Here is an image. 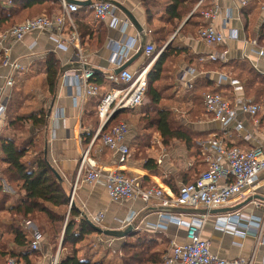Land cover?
I'll use <instances>...</instances> for the list:
<instances>
[{
	"label": "crops",
	"instance_id": "1",
	"mask_svg": "<svg viewBox=\"0 0 264 264\" xmlns=\"http://www.w3.org/2000/svg\"><path fill=\"white\" fill-rule=\"evenodd\" d=\"M82 1L93 2L95 0ZM112 1L121 4L133 14L137 22L143 28V35L144 32H146L144 35L146 41L145 46L151 45L155 50L157 44L155 37L158 36L159 33H151L150 30H152V27H147L146 25L143 0ZM261 1L262 0H249L246 7H239L234 0H216V3L222 10V14L214 20H205L207 25H212L215 29L221 31L225 35H228L230 32H236L237 35L235 39H226L225 42L219 46L207 45L199 40L197 37V31L191 32L188 28L187 30H182L181 27L183 23L193 11L196 4H194L190 12L182 19V21H174V25L166 24L165 20L161 21V13L159 11H154L155 13L153 14L154 17L152 18V22H157L155 26H159L158 28H164L165 31V41L162 42L160 48L157 50L163 49L174 39L177 45H183L187 50V53L184 52L182 55L180 54L175 58L172 82V84H174L173 86L169 85L170 88L163 92V96L165 97L164 101L171 102L170 95L173 96V99H175L177 95H180V97L187 99V101L189 100V102H191L192 99H197L202 106V116H198V119L189 126L195 131L206 133L205 138H200L196 142L199 147V152L195 155L188 156L183 144L179 147L178 143L174 144L176 140L171 142L168 146L164 145V148L161 147V154H149V157L155 160L154 163L157 166L158 173H151L145 169L143 158H139L138 156L135 158L132 156L136 135L135 124L138 119V115L133 111L128 110L122 112L117 118V121H127L125 117H127V119L131 117V120H133V122L130 120L126 122L129 131L125 143L130 149L127 162L123 164L119 163L118 152L105 148L101 144L99 137L94 139V133L100 126L99 119L97 120L96 127L93 128L94 130L90 140L85 143L88 138L87 135L89 134V131H91V126L87 124L88 116L85 114L86 107L90 103V97L82 102L79 99H75V88L66 86L63 83L61 77L62 74L60 75V79L53 95L49 94L45 84L46 71L42 62L46 56L52 54L57 58L62 73L67 70H74L78 66L74 50L71 47H68L67 49L57 48L55 39L49 34L38 32L28 33L24 35L21 40L13 42L10 46V58L14 61H18L23 66L21 71L14 73L12 86H7L5 83L10 75V70L1 65L3 53L0 50V104L7 103L11 92L22 91V97L24 99L19 109V113L25 114L44 110L47 117V126L45 129L40 132L37 131V129L30 128L28 124L24 128L30 133L39 134L43 137L44 158L47 160L50 167L59 175L62 185L69 194V197H73L76 206L80 211L86 214L90 221L94 222L95 216L101 212L103 218L100 225L109 229H118L128 224V216L132 215L133 218L131 223L135 222L133 229L134 234L143 232L157 234V247L161 248L165 246V253L172 244L185 241V228L170 222L165 223L164 228L152 230L153 226L159 221V215L169 214L178 216L183 220H189L195 215L203 214L184 211L183 209L161 212L156 210V208H160L158 204L153 202L144 204L141 200L128 199L121 202L113 201L109 198L101 181L93 184H88L84 181V172H79L81 160L86 150H89L87 156L93 159L96 162L97 167L102 171H123L130 176L138 177L144 185L160 187L166 194H168L176 192L164 182V178H168L174 187L178 189L187 181L194 180L201 171L207 168L208 162L206 159L214 153L210 146L212 140L222 138L228 144H236L243 147H250L255 143L264 146V114L259 116L258 126L253 127L251 118L247 114L242 113L239 108H236L237 120L242 123L243 128L236 130L234 126L235 123H231L227 127L228 134H223L219 122L205 113L202 104V94L209 89L214 90L219 85L222 86L220 92L232 102L235 97L254 101L253 97L245 96L243 91L244 82L241 77L237 76V71L234 70L233 66L229 65V62L232 59H244L250 64L252 63V65H258L260 69L264 67L262 60H259L257 56L258 49L264 50V34L260 33L261 30H264V8L261 7ZM0 4L9 7L7 0H0ZM85 6L89 7L90 5ZM204 6L208 7L209 2H206ZM80 9L81 6L79 5V10ZM58 10V8L55 9L52 14L57 13ZM227 10H231L232 17L225 18ZM114 12L115 16L118 18V25L115 27L111 26V17L109 15L103 20L96 19L93 16V11L90 7L88 9H83V11L80 12L79 17L80 22L90 29L88 35H83L81 38L83 42L80 41L78 36V41L83 49L87 65L94 70L103 72L104 76L117 69L114 64L110 62L111 51L116 44L138 37L135 44L137 48L127 60L129 61L137 52L142 39V33L137 32L136 28L123 12L116 7ZM41 13H45V10L43 9L42 12L34 15H30L28 11H23V16L19 20L21 21V19L23 20L27 17L37 16ZM123 21H126L128 25L125 32L122 33L120 32V27ZM2 30L4 29L0 27V32ZM148 31L149 33H147ZM248 40H255L256 43L251 44ZM211 53L217 55L223 54L227 61L219 59L218 62L221 66L208 68L205 64L214 62L207 60L206 56ZM149 56H147L143 50V53L133 59L126 69L134 73L139 71L151 60L150 59L145 63V60ZM187 56H193V60L190 62L187 61ZM199 57L205 58L206 61L199 62ZM188 68H193V75L182 74ZM260 75L264 77V75ZM223 76L226 77V80H237L241 89L234 91V87L227 81L220 84L219 81L222 80ZM180 77L183 78L181 79ZM202 78H205L208 82L204 87H202V84L199 82ZM185 80H190V86L184 84ZM109 91L110 90H108V92ZM196 95L199 97L196 98ZM171 108L173 113L178 110L177 107ZM189 114L190 111L188 110L185 117ZM96 115L97 114L94 115L95 118H97ZM175 115L178 116V114ZM3 124L2 117L0 120V132L3 134H24L22 130L12 131L9 128L4 127ZM85 134H87L85 137L82 136ZM157 144H160L159 140H157ZM154 145L155 144L150 148H153ZM150 150L151 149L148 151ZM34 153L35 152H32V154ZM4 166L5 164L2 163L0 166V172ZM7 186L8 185L4 183V189L7 190ZM256 186L255 195L264 196V172L258 176ZM11 195V200L6 203L5 209L0 211V222L2 224H8L11 221L9 208L12 206V200L16 197V194L12 191ZM250 196L252 195L246 194V197L243 200L236 199L235 202L228 206H235ZM253 200L259 202L258 206H254V204H250L249 202L234 211L207 214L206 223L201 229V237L209 242L210 250L213 253L224 258L252 257V264L264 263V244H261L256 240V234H254L252 230H247L245 235L238 236L231 232L222 231L215 225L217 216H222L223 214L228 213L238 214L245 217L250 215L260 218L263 217L264 202L259 199ZM27 222H29V224H27ZM23 224L29 232L32 231V228H36L30 220H25ZM85 238L80 241V244L78 243L79 245L77 247L78 257L81 260H89L91 262L100 261L102 264H121L120 248L124 242L122 238H110L107 239V241L100 243L95 240L94 237L93 239L95 241L91 242L97 247L105 248L104 250L102 249L101 252L94 249L97 247L92 248L90 241L86 243ZM12 246L13 243L10 241L8 247L12 248ZM39 253L40 254L35 257L37 264H51L55 256H57L58 260L60 258V245L59 247H56L55 252H51V247L49 245L47 247L46 241L43 238L40 242Z\"/></svg>",
	"mask_w": 264,
	"mask_h": 264
},
{
	"label": "built area",
	"instance_id": "2",
	"mask_svg": "<svg viewBox=\"0 0 264 264\" xmlns=\"http://www.w3.org/2000/svg\"><path fill=\"white\" fill-rule=\"evenodd\" d=\"M13 0H7L11 4ZM249 0H234L239 7H246ZM209 2V6L200 10L203 19L214 20L222 14L221 8L216 0H198L193 11ZM59 10L57 13L47 16L39 14L33 17H27L17 24L10 26L0 32V50L3 53L1 65L9 68L10 75L6 80L7 86H12L14 73L23 69L22 64L10 58V46L13 42L21 40L24 35L32 32L49 34L56 41L57 48L67 49L71 47L74 50L77 59V68L67 70L62 73V80L66 86L75 88V99L81 102L88 97L98 96L99 91L95 84L91 82L94 75V69L88 67L83 49L78 41V33L72 13L76 12L79 5L68 3L67 0H58ZM261 7L264 8V0L261 1ZM93 16L96 19L103 20L106 16L111 17V26L118 25V18L115 16V7L107 0H95L90 3ZM192 11V12H193ZM232 17L231 10H227L225 18ZM128 23L123 21L120 32H125ZM149 33V31L147 32ZM146 32H144V35ZM199 40L207 45L219 46L226 39H235L236 32H230L228 35L215 29L208 24L197 31ZM137 38L128 39L125 42L116 44L111 51L110 62L116 68L121 67L136 50ZM255 44V40H248ZM153 46L144 47V53L149 56L153 53ZM162 49L158 50L148 62V64L137 72H130L124 68L119 73L111 72L105 75L109 81L120 85L112 88L109 92L101 95L100 103L97 109V116L100 126L94 133V139L99 136L101 126H103L115 111L133 108L142 104L144 93L147 86V71L149 66L160 54ZM257 56L264 64V50L258 49ZM209 61L223 60L227 61L223 54H209L206 56ZM199 62L206 61L199 57ZM252 65V63H251ZM252 67L264 75V67L260 69L258 65ZM193 68H188L182 74L193 75ZM182 76V75H181ZM181 79L183 77H180ZM190 80H185L184 84L189 85ZM224 81V82H223ZM229 82L234 87V91L240 90L239 82L235 79L226 80L223 76L220 84ZM202 104L205 113L217 120L222 128L223 134H228L227 127L235 123V129L243 128L242 123L237 120V110L247 114L252 121L253 127L259 124V116L264 114V97L259 103L235 97L230 101L220 91L207 90L202 94ZM5 104H0V120L4 115ZM129 127L124 120H118L116 124L106 133L101 134V144L111 150L118 152V161L123 164L127 162L130 149L125 143ZM213 149V155L207 157V168L201 171L191 182L184 183L179 187L177 193H168L156 186L144 185L136 176H130L120 170L102 171L97 167L96 162L87 156L86 150L80 166L79 172L83 171V179L88 184L101 181L106 189L109 198L116 202L124 200H141L144 204L156 203L160 207H188V208H222L227 207L236 199L243 200L247 195H255L256 181L258 176L264 172V146L255 143L250 147H243L236 144H228L224 139L217 138L210 143ZM73 197H70L69 206ZM258 206L259 202L253 200L250 204ZM207 214L195 215L189 220H183L178 216L169 214H160L159 221L153 226L152 230L165 227V223H174L185 228V241L174 243L167 252L162 255L161 264H252V257L224 258L213 253L210 250L209 242L201 237V229L206 223ZM103 214L100 212L94 218L96 225L101 224ZM133 216H128L129 223ZM127 221V222H128ZM29 224V222H27ZM215 225L218 229L231 232L238 236L245 235L247 230H252L256 234V240L264 244V215L263 217L242 216L228 213L217 216ZM32 241L30 248L38 250L42 235L36 228H32ZM107 237L97 238L100 243L107 241ZM58 259L55 256L51 264H57ZM3 264H25L22 260H16L12 257L6 259ZM264 264V263H263Z\"/></svg>",
	"mask_w": 264,
	"mask_h": 264
},
{
	"label": "trees",
	"instance_id": "3",
	"mask_svg": "<svg viewBox=\"0 0 264 264\" xmlns=\"http://www.w3.org/2000/svg\"><path fill=\"white\" fill-rule=\"evenodd\" d=\"M197 1L143 0L146 25L147 27H152L151 33H159L155 37V41L157 42L156 48L145 60V63L152 58L158 51L157 49L160 48L162 42L165 41L164 28L155 26L157 22H152L153 14L159 11L161 13V21L165 20L166 24L174 25V21H182ZM89 7L82 5L80 10L78 8L76 12L72 13L81 42H83L81 39L83 35L87 36L90 29L80 22V12ZM57 8L59 9L58 0H13L9 4V7L0 6V27L7 29L19 23V19L23 16V11H28L30 15H34L42 12L44 9L45 13L41 14L51 16L52 12ZM203 8H205L204 5L190 13L181 27L182 30H187L188 28L191 32H196L200 28L207 26L205 19L200 15V10ZM184 52L187 53L186 48L183 45H177L175 39L164 47L147 71V86L142 104L133 108L120 110L103 126L98 136L100 138L101 134L108 132L116 124L120 113L128 110L133 111L138 115L136 125L141 131L136 132L135 150L132 152V156L135 158L137 156L141 158L142 156L144 168L151 173H158L159 171L154 163L155 160L144 152L151 145L150 139L153 133H157L161 137L162 144L165 146H168L174 140L180 141L184 145L188 156L199 152V147L196 144L198 140L195 138L206 137L205 132L195 131L179 122H175L173 120L175 119V115L171 106L164 103L165 97L163 96V92L169 89V85H172L173 82V64L175 63V58ZM187 57V61L193 60V56ZM42 64L46 71L45 84L49 94L53 95L62 74L60 64L52 54L46 56ZM229 65L233 66L234 70L237 71V76L242 78L245 96L253 97L254 101L252 102L259 103L264 96V77L244 59H232ZM205 66L213 68L221 65L217 60L205 64ZM242 73H245L247 76H243ZM91 82L97 86L101 94L99 93L98 96L90 97V103L85 110V114L88 116L87 124L92 127H90L91 131H89V134L87 133L88 135H82L84 137L88 136L85 143L90 140L93 128L97 125L98 116L96 115L97 118H95L94 115L97 114L101 95L106 94L112 88L120 86L108 81L103 72L99 70L94 71ZM199 82L202 84V87L208 84L205 78L200 79ZM220 89H222L221 85L214 90H209L220 91ZM198 97L196 95V98ZM23 99L22 91L11 92L5 104L3 126L12 131L22 130L24 134L9 135L0 132V163L5 164L1 169V177L9 183L14 182L17 184L16 197L9 208L11 221L8 224L0 222V264H3L9 257L16 260L20 259L25 264H37L35 257L40 254V247L38 250L30 248V243L33 239L32 233L23 224L25 220L35 221L34 219H37V216H43L47 220L48 226L40 234L42 235V239L48 240L46 244L51 247V252H55L57 239L61 241V255L57 264H102L100 261L91 262L89 260H81L78 257L77 244L83 237L95 231L80 216V210L74 203V200L69 206V194L63 187L61 179L55 176L47 160L44 158L43 137L39 134L30 133L24 128L28 124L30 128L37 129L40 132L45 129L47 117L44 110L25 114L19 113ZM31 151L35 153L32 154ZM163 180L172 190L176 193L178 192L179 188H175L168 178H164ZM191 181H187L186 183ZM2 191L0 185V211L4 210L6 203L10 201V197ZM68 206V218L64 222V211ZM62 208L63 212H59L58 209ZM56 225L59 226L56 228ZM10 241L13 243L12 248L8 247ZM123 241L120 248L121 264H161L165 246L161 248L157 247V234L148 232L133 234L123 238Z\"/></svg>",
	"mask_w": 264,
	"mask_h": 264
},
{
	"label": "rangeland",
	"instance_id": "4",
	"mask_svg": "<svg viewBox=\"0 0 264 264\" xmlns=\"http://www.w3.org/2000/svg\"><path fill=\"white\" fill-rule=\"evenodd\" d=\"M0 6H2L1 4H0ZM260 33H262V34H264V30H261L260 31ZM242 75L243 76H247L245 73H242ZM242 76V77H243ZM163 82V81H162ZM165 84V83H164ZM174 84V83H173ZM173 84H172V86H173ZM171 86V87H172ZM173 94H175V93H173ZM173 96L172 95H170V100H171V102H165L164 101V103H167V104H169V106H171V107H177L178 108V110H177V112H174L175 114H178V116L177 115H175L174 117H175V119H173L175 122H179V123H181L182 125H184V126H186V127H189V128H191L189 125L191 124H193V122L196 120V119H198V116L200 117V116H202V106L199 104V102L197 101V99H192V101L191 102H189V100L187 101V99H184L183 97H180V95H177L176 97H175V99H173ZM145 100H146V98H145ZM145 100H144V102H145ZM163 103V102H162ZM190 111V114L188 115V116H186L185 117V115H187V111ZM184 116V117H183ZM203 118V117H202ZM125 119L127 120V121H132L133 122V120H131V117L129 118V119H127V117H125ZM127 121H125V122H127ZM136 125V124H135ZM140 132L141 130L137 127V125H136V132ZM195 139H197V140H199L200 139V137L199 138H195ZM151 145H150V147L153 145V144H155L154 145V147L153 148H148L147 150H145V152L144 153H146V155L147 156H149V154L150 155H152V154H154V155H157V154H161L162 153V151H161V147H163L164 148V145L162 144V140H161V138H160V136L158 135V134H156V133H153L152 134V136H151ZM157 140H159V142H160V144H157ZM173 142V141H172ZM176 143H178V147L179 146H181V142L180 141H178V140H176V142L174 143V144H176ZM149 149H151L150 151H148ZM135 150V149H134ZM150 152V153H149ZM141 158H142V156H141ZM2 165V163H0V166ZM1 172H0V185H1V190H3L2 192H4L7 196H9L10 197V200H11V197H12V195H11V192L13 191L14 192V194H16V192H17V184L16 183H14V182H11V183H9V182H7V181H3L4 179L1 177ZM6 183L8 186L6 187V188H8L7 190L6 189H4V183ZM0 196H1V194H0ZM14 199H15V197H14ZM14 199L12 200V202L14 201ZM68 208H69V206L66 208V210L64 211L65 213V215H64V222L67 220V218H68ZM58 211L59 212H63V208L62 209H58ZM35 221H32L33 222V224L36 226V229L39 231V232H43V229L45 228V227H47L48 226V223H46L47 222V220H46V218H44L43 216L42 217H40V216H37V219H34ZM37 224V225H36ZM59 226V225H58ZM57 225H56V228L58 227ZM89 235V236H88ZM88 235H86L85 237H83V238H85L86 239V243H88L89 241L91 242V241H95V240H97V238H100L101 236H103V235H101V234H98V233H91V234H88ZM95 237V238H94ZM95 240H94V239ZM48 241V240H47ZM46 241V242H47ZM98 241V240H97ZM60 240L59 239H57V246L56 247H59V245H60ZM81 242H79V244H80ZM79 244H77V247H78V245ZM89 245H90V243H89ZM47 247H48V244H47ZM91 247L92 248H94V247H97V246H95L94 244H93V242H91ZM94 249H96V250H98L99 252H101L102 251V249L104 250L105 248H100V247H97V248H94ZM99 249H101V250H99ZM63 252H66V251H63ZM106 252V251H105Z\"/></svg>",
	"mask_w": 264,
	"mask_h": 264
},
{
	"label": "water",
	"instance_id": "5",
	"mask_svg": "<svg viewBox=\"0 0 264 264\" xmlns=\"http://www.w3.org/2000/svg\"><path fill=\"white\" fill-rule=\"evenodd\" d=\"M68 3H76L80 6L82 5H90V1H82V0H67ZM113 6H115L116 8H118V10H120L121 12H123V14L131 21L132 25L136 28L137 32L142 33L143 32V28L142 26L137 22L136 18L133 16V14L127 10L125 7H123L121 4L115 2V1H109ZM141 42H140V46L137 50V52L134 54L133 58H131L129 61L125 62L121 67L117 68L116 70H114V73H119L122 69L126 68L129 63L135 59L136 57L140 56L143 53L144 47H145V37L142 33V37H141ZM119 111H115L112 115L111 118L114 117V115H116ZM109 121V120H108ZM107 121V122H108ZM106 122V123H107ZM105 123V124H106ZM104 124V125H105ZM103 125V126H104ZM103 126H101V129L103 128ZM52 172L55 174V176L57 178L60 179L59 175L51 168ZM253 199H259L261 201L264 202V196L261 195H254V196H250L248 198H246L243 202L235 205V206H228V207H222V208H214V209H207V208H178V207H160V208H156L157 211H161V212H170L173 211L175 209H183L184 211H191V212H195V213H200V214H217V213H226V212H230V211H234L236 209H239L240 207L248 204L249 202H251ZM155 210V211H156ZM80 216L85 219V221L93 228V230L98 233V234H102L104 236L107 237H111V238H125L126 236H131L134 234V223L135 222H130L128 224H126L125 226H123L122 228H118V229H109V228H105L102 227L101 225H96L93 222H91L88 217L86 216V214L82 211H80Z\"/></svg>",
	"mask_w": 264,
	"mask_h": 264
}]
</instances>
